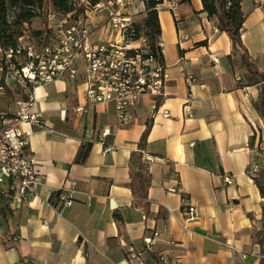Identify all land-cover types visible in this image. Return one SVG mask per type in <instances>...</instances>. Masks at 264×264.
Segmentation results:
<instances>
[{"label":"crops","instance_id":"1","mask_svg":"<svg viewBox=\"0 0 264 264\" xmlns=\"http://www.w3.org/2000/svg\"><path fill=\"white\" fill-rule=\"evenodd\" d=\"M242 9L243 43L264 74V0H243ZM202 10L201 0L159 6L165 95L141 96L126 126L112 102L76 112L85 102L82 81L36 88L45 127H20L42 183L22 203L6 202L0 185V264H138L139 255L146 264H261L252 233L264 199L249 171L264 165L256 150L264 136L262 89L243 84V51ZM10 89L13 96L0 90L9 99L0 112L13 115L22 94ZM148 125L152 185L144 215L129 183L131 155ZM83 144L91 148L80 163ZM57 193L73 204L60 196L53 203ZM190 204L199 209L195 221H186ZM148 238L155 239L152 251Z\"/></svg>","mask_w":264,"mask_h":264},{"label":"built area","instance_id":"2","mask_svg":"<svg viewBox=\"0 0 264 264\" xmlns=\"http://www.w3.org/2000/svg\"><path fill=\"white\" fill-rule=\"evenodd\" d=\"M140 2L102 0L92 4L88 0H76V9L71 13L57 15L50 11L47 43L28 41L25 45L23 41L29 40L26 33L17 48L0 46V90L14 87L22 94L16 100L13 115L0 112V185L11 186L18 203L34 194L42 183L20 127L25 123L45 127L42 113L36 110L37 87L61 80L82 81L85 102L76 107V112L112 102L121 126L129 123L130 109L141 96L165 95L167 72L161 61V44L158 42L160 51H153L148 38L140 32L137 19ZM20 58L25 60L20 62ZM163 114L170 116L168 111ZM256 150H264V136L258 138ZM145 159L149 160L147 156ZM225 180L232 183L229 176ZM60 201L68 206L73 204L71 195H61ZM139 208L144 213V208ZM185 214L186 221H195L199 209L190 204ZM154 242V238L146 239L148 250H153ZM138 264H146L140 255Z\"/></svg>","mask_w":264,"mask_h":264},{"label":"trees","instance_id":"3","mask_svg":"<svg viewBox=\"0 0 264 264\" xmlns=\"http://www.w3.org/2000/svg\"><path fill=\"white\" fill-rule=\"evenodd\" d=\"M76 0H0V46L4 49L17 48L20 38L28 34V38L36 43H47L50 30L48 29V15L50 11L57 15H66L73 12ZM96 4L102 0H88ZM145 7V17L140 24V32L148 38L153 51H160L158 46L161 36V25L159 20V6L163 0H141ZM184 1V0H182ZM203 4L202 12L208 17L218 20V28L221 32H226L231 38L235 50H242V65L246 68L244 85H261L262 97L257 105L259 115L264 120V74L259 72L255 64L251 61L248 50L243 43L242 32L246 20V14L242 9L243 0H201ZM82 11V10H81ZM41 17L45 28L35 30L32 27L33 20ZM231 59V56L229 57ZM161 61L164 62L163 56ZM7 95L13 96L10 88L5 86ZM151 125L142 134L138 144V150L131 155L130 162V183L129 187L134 196L136 206H142L148 211L149 189L152 185V174L150 161L146 160L148 147V137ZM255 136L251 138L250 146L254 149ZM91 145L83 144L79 150L76 161L84 163ZM261 154V152H259ZM260 190L264 199V165L254 171H249ZM14 189L9 186L2 191V197L6 202L13 199ZM59 193L53 195L51 201L59 198ZM255 243L261 246V264H264V202L262 205V218L260 224L254 227L252 233ZM149 257L156 260L154 253H149Z\"/></svg>","mask_w":264,"mask_h":264},{"label":"rangeland","instance_id":"4","mask_svg":"<svg viewBox=\"0 0 264 264\" xmlns=\"http://www.w3.org/2000/svg\"><path fill=\"white\" fill-rule=\"evenodd\" d=\"M138 18H140V13L137 14ZM141 20V19H139ZM32 27L35 29V30H42L45 28V25L43 24L42 22V18L41 17H36L34 20H33V23H32ZM28 41H32L31 39H26L23 41V43L25 45L28 44ZM32 43V42H31ZM40 44V43H39ZM25 59L24 58H20L19 61L22 62L24 61ZM9 102V99H7L6 97H3V96H0V103L3 104V103H8ZM259 152H261V154L263 155L264 157V150H259Z\"/></svg>","mask_w":264,"mask_h":264}]
</instances>
